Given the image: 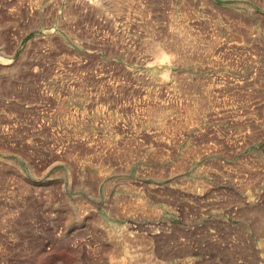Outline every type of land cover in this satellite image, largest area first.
<instances>
[{
    "label": "rangeland",
    "instance_id": "374dc122",
    "mask_svg": "<svg viewBox=\"0 0 264 264\" xmlns=\"http://www.w3.org/2000/svg\"><path fill=\"white\" fill-rule=\"evenodd\" d=\"M0 264H264V0H0Z\"/></svg>",
    "mask_w": 264,
    "mask_h": 264
}]
</instances>
